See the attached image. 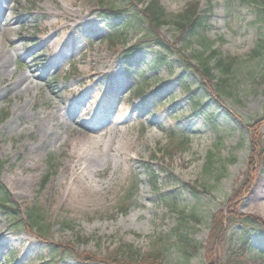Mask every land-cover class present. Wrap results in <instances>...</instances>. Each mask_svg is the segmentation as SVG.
<instances>
[{
	"label": "rangeland",
	"instance_id": "obj_1",
	"mask_svg": "<svg viewBox=\"0 0 264 264\" xmlns=\"http://www.w3.org/2000/svg\"><path fill=\"white\" fill-rule=\"evenodd\" d=\"M75 1L78 6L73 7L68 0H19L5 8L4 15L15 18L10 34L13 45L5 47L10 53L14 48L18 51L9 64L12 76L26 67L41 75L28 73L30 85L39 89L19 96L4 97L0 81V189L8 192L7 206L17 212L8 216L0 211V264H95L86 257L104 261L122 245H131L142 255L163 252L162 261L153 263L149 255L146 264H184L173 240L180 210L200 217V224L187 217L184 231L206 247L205 254L201 251L187 264H208L206 259L214 264L242 232L236 224L216 240L218 227L211 233L210 228L220 214L231 209L264 220V212L258 213L264 204V64L261 56L252 57L258 37L264 35V14L259 18L252 0H159L169 14L180 13L188 4L206 10V37L222 56L236 59L240 74L229 81L231 95L220 99L198 85L199 79L176 54L169 56V67L147 69L154 58L152 45L135 55L138 65L130 78L125 77L122 52L143 35V23L132 20V13L141 8L139 0L125 1L129 10L116 21V26L123 23L125 27L117 32L107 27L103 9L119 10L121 0ZM65 9L76 12V17ZM75 21L80 24L72 28ZM158 33L193 65L190 55L198 49L197 43L181 49L186 37L180 32L163 27ZM66 34L71 43L65 55L57 54ZM42 39L48 42L35 44ZM110 59L115 60L111 70L116 82L109 80ZM213 73L218 76L217 71ZM176 76L181 79L175 80ZM181 80L200 100L202 107L196 114L191 93ZM92 84L111 97L106 117L111 123L84 132L80 124L99 114L102 95L89 102L87 96L75 104L77 118L66 114L64 106L74 104L83 88ZM138 87L142 93L136 95ZM47 97L51 100L44 106L42 100ZM24 100L31 103L29 112L52 109L56 116L49 123L51 137L38 151L34 145L43 128L37 121L27 118L9 124L15 105ZM69 133L76 136L75 142L90 137L97 141V149H107L94 174L84 171L94 187H108L103 200L78 204L73 194L54 199L61 184L72 178L76 159L70 154ZM127 142L133 144L129 149ZM209 156L211 164L205 170ZM147 164L159 177L160 192L174 191L173 180L206 188L196 198L178 188L177 210L167 209L151 188ZM65 165L69 167L63 172ZM14 175L28 183L19 185ZM32 207L44 217L48 231L42 237L25 225L26 210ZM256 243L253 239L252 244Z\"/></svg>",
	"mask_w": 264,
	"mask_h": 264
},
{
	"label": "trees",
	"instance_id": "obj_2",
	"mask_svg": "<svg viewBox=\"0 0 264 264\" xmlns=\"http://www.w3.org/2000/svg\"><path fill=\"white\" fill-rule=\"evenodd\" d=\"M141 1L142 0H139L138 3ZM145 2L144 6L138 10L137 13H133L135 17L132 19L136 24L143 23V35L140 39H137L135 43L129 45L122 55L127 75L130 74L133 66L137 64V61L134 59L135 55L141 51L144 46L152 45L155 47L154 58L147 65L148 69L155 70L162 66L168 67L169 56L176 54L180 57L184 67L187 68L195 78L199 79V86L203 89H207L208 87V89L212 90L215 96L220 99L230 96L232 88L229 86V81L235 77H240L239 69L236 67L235 58L224 57L217 50L212 49V41L208 40L204 35L209 26V16L206 10H199L197 4H188L181 13L168 14L158 0H146ZM252 2L253 6L256 7L259 12L260 17H262L264 14V0H252ZM126 11H128V8L125 7H121L119 10L113 8L103 9L104 17L107 19V26L110 30L116 31V29L125 27V24L116 27V21L119 20ZM164 26H171L174 30H177L186 37L181 49L195 42L198 44L200 50H195L194 53L190 55V58L194 60L193 65H191L188 60H185L183 56L179 54L178 50L164 41L159 35V29ZM199 36V40H196ZM259 56L262 57L264 64L263 34L258 37L252 50V57ZM214 70H217V77L213 73ZM181 83L187 92L192 93L191 99L194 103V113L196 114V112L200 110L199 101L193 96L189 84L182 80ZM137 90L138 93L142 92V88H138ZM257 124L258 122L255 123V126ZM261 158L264 161V155ZM210 164L211 158L209 156L205 170L209 168ZM145 171H147L150 177L152 176L151 186L154 192L157 193L158 197L160 199L162 198L167 205H171L172 207L176 206L177 198L174 192L178 190L177 188L191 193L195 198L206 188L205 184H189L173 180V185H175L174 191L172 190V192L166 193L159 192L160 190L156 188L159 177L152 169V166L147 164ZM8 198V192L0 189V202L4 203H0V209L7 214L9 213L15 216L17 212H15L13 208L7 206ZM187 217L193 219L197 224L201 222L200 217L197 216L194 211L185 214L184 210H180L178 213L179 222L174 231L173 240L184 260V264H187L190 258L198 255L201 251L205 254L206 250L203 242L201 243L195 240L189 233L184 231ZM44 221V217L37 207L26 210L24 218L25 225L28 226L29 229L37 230L41 237L46 235L45 232H47ZM236 224H240L242 227V232L239 233L237 237V243L227 246L222 256H219L217 259L215 258L214 264H264V239H260L262 234L264 235V221L260 218L247 214H239L235 210L230 209L228 214H220L218 220L211 225L210 233L212 229L218 227L219 233L216 234L215 239H223L226 230ZM253 238H257L258 240V244L255 247L251 244ZM229 239L232 240V236L229 237ZM153 253H155V255H142L139 250L134 249L131 245H122L115 249L113 254L104 261L97 260L92 256H87L86 260L87 262L95 264H103L102 262L105 264H141V262L142 264H146L145 261L149 259L150 255L153 263L159 259L162 261L163 252L156 250V252ZM144 256L148 258H142ZM206 262L211 264V261L207 259Z\"/></svg>",
	"mask_w": 264,
	"mask_h": 264
},
{
	"label": "bare ground",
	"instance_id": "obj_3",
	"mask_svg": "<svg viewBox=\"0 0 264 264\" xmlns=\"http://www.w3.org/2000/svg\"><path fill=\"white\" fill-rule=\"evenodd\" d=\"M70 6H78L75 0H68ZM11 2H14V4H19V0H0V81L4 82V86L2 87V93L4 97H7L9 95H15L19 96L20 93H30L33 90L39 89L38 86L30 85V78L28 73H31L32 77H40V73H36L32 70L30 67H26V71H20L17 73L14 77L12 74L14 73L13 69H10L9 64L11 62H14V57L18 55V51L13 50V53H10L9 51L5 50L6 46L13 45V42L11 41L10 34L12 33V24L15 21L14 16L6 17L4 15L5 8L9 6ZM66 10V9H65ZM80 10V8H78ZM69 16L76 17V12L66 10ZM66 14V13H65ZM88 14V13H87ZM51 16H57L53 12L50 13ZM82 19H84V16H81ZM80 24V22L75 21L73 22V27H76ZM71 38L68 37V34L64 37V44L62 47L58 50L57 54L65 55L66 48L71 43ZM37 40V39H36ZM48 42V39H42L38 40L36 45H45ZM69 42V44H67ZM56 57L50 58L51 63H55L54 59ZM102 64L104 63V60L101 61ZM106 63V61H105ZM104 63V65H105ZM112 65V64H111ZM34 72V73H33ZM109 80L112 82H116L115 79L113 80V75L115 74L114 71L110 69L108 70ZM105 74V73H104ZM22 85V83H26ZM109 85H111V82H109ZM22 86V87H21ZM1 91V89H0ZM104 98V102H102L100 108L98 109L99 114L97 116H94L93 119L89 121H85L82 124H80V127L84 129V132L87 130H97L99 128H103L104 124L111 123L110 120H106L107 117V103L111 99V97L107 94H102L98 90L95 89V85L92 84L88 87L83 88L82 94L79 96V98L72 104H67L64 106L66 114L77 118V114L75 113L73 107L75 104L80 105L83 102V98L88 96V99H86V102H89V100H95L99 96ZM51 98L47 97L46 100H42V103L44 106L48 105L50 103ZM85 102V104H86ZM31 103H26L25 100L21 102L18 105H15L11 119L9 121V124L12 126L14 123H16L18 120L21 119H31L37 121V123L43 128V134L40 135V138L38 140V143L34 145V150L38 151L39 149L43 148L44 143H46L47 139L51 137L52 133V127L49 123L54 122V119H56V116L54 115V111L52 109L43 110L41 112L36 113L29 112ZM32 109V108H31ZM55 109H57L55 107ZM54 118V119H53ZM107 121V123H106ZM89 133H86V136H88ZM89 137V136H88ZM69 138L71 141H73V144L71 146L70 154L73 158H75V164L71 167L72 169V178L69 182H64L61 184V187L59 191H57L54 195V199L60 200L69 194H73L75 200L78 204L86 203V202H95L100 199H104L106 197V193L108 192V187H103L101 189H98L94 187L91 182L86 180L88 177L85 174L84 171H88L90 173L96 172L97 162L100 161V157L102 155L107 154V149L100 151L97 149V141L94 140V138H88L84 139L83 143L81 142H75L76 136L72 135V133H69ZM108 145V143L106 144ZM131 142L126 143V147L129 149L132 147ZM108 148V146L106 147ZM119 152V151H118ZM127 157V156H126ZM125 157V158H126ZM128 159V158H127ZM69 165H65L63 168V172H66L68 170ZM32 169V167H30ZM64 179V177L62 178ZM14 181H18L19 185H25L28 183L27 180L22 179L20 177L16 178V175H14ZM264 212V204L260 207V211L258 212L261 214Z\"/></svg>",
	"mask_w": 264,
	"mask_h": 264
}]
</instances>
